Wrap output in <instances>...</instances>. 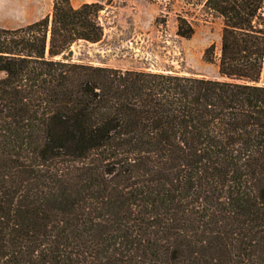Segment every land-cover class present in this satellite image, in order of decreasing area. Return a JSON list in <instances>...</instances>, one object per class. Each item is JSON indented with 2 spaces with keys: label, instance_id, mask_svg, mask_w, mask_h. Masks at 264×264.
<instances>
[{
  "label": "trees",
  "instance_id": "16d2710c",
  "mask_svg": "<svg viewBox=\"0 0 264 264\" xmlns=\"http://www.w3.org/2000/svg\"><path fill=\"white\" fill-rule=\"evenodd\" d=\"M204 6L221 79L74 61L98 2L0 28V264H264V0Z\"/></svg>",
  "mask_w": 264,
  "mask_h": 264
},
{
  "label": "rangeland",
  "instance_id": "374dc122",
  "mask_svg": "<svg viewBox=\"0 0 264 264\" xmlns=\"http://www.w3.org/2000/svg\"><path fill=\"white\" fill-rule=\"evenodd\" d=\"M48 15L54 0H47ZM206 0H72L75 7L98 2L105 36L98 43L72 46L76 62L221 79L218 62L205 59L206 49L220 46L222 18L210 13ZM193 21L195 34H178V16ZM264 84V67L261 76Z\"/></svg>",
  "mask_w": 264,
  "mask_h": 264
},
{
  "label": "crops",
  "instance_id": "0c3cea01",
  "mask_svg": "<svg viewBox=\"0 0 264 264\" xmlns=\"http://www.w3.org/2000/svg\"><path fill=\"white\" fill-rule=\"evenodd\" d=\"M47 0H0V28L16 29L48 15Z\"/></svg>",
  "mask_w": 264,
  "mask_h": 264
}]
</instances>
